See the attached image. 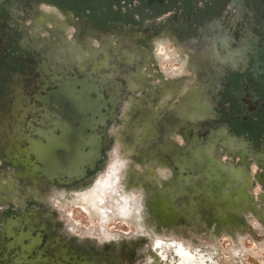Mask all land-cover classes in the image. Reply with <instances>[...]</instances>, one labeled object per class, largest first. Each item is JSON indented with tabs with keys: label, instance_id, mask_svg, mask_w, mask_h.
<instances>
[{
	"label": "flooded vegetation",
	"instance_id": "flooded-vegetation-1",
	"mask_svg": "<svg viewBox=\"0 0 264 264\" xmlns=\"http://www.w3.org/2000/svg\"><path fill=\"white\" fill-rule=\"evenodd\" d=\"M263 3L0 0V264H135L147 228L157 233L141 264H180L178 250L186 253L182 245H172L165 254L154 241H186L189 234L190 240L199 235L210 245L211 230L216 235L236 230L239 239L248 233V204L240 202L241 216L226 222L217 215V201L201 200L197 192L210 187L215 195L229 191L232 198L239 190L256 196L264 214V125L254 119L264 114V88L246 76L241 85L228 81L231 71L247 65L245 43L260 38L255 29L234 30L232 21L236 15L249 25L258 22ZM255 51L253 72L259 74L264 60L257 46ZM57 83L92 92L83 98L100 108L94 112L98 126L59 127L57 117L45 126L36 124L44 114L37 110L38 99L44 100L45 88L52 91ZM201 117L205 122L200 123ZM32 131L39 136L26 140ZM63 132L69 142H47L64 137ZM235 142L250 154L244 165L224 149ZM191 146L195 155L211 147L213 158H189L185 150ZM55 148L72 155L66 176L45 170L41 156ZM116 161V195L142 194V217L132 222L145 231L93 238L84 225L78 228L71 221L65 208L76 200L82 203ZM217 166L224 169L221 180L203 175L202 169ZM234 170H242L237 190ZM246 172L253 176L252 184ZM180 176L188 178L184 187ZM159 195H166L162 208ZM198 208L203 215L193 217ZM204 251L200 264H216L213 252Z\"/></svg>",
	"mask_w": 264,
	"mask_h": 264
},
{
	"label": "rangeland",
	"instance_id": "rangeland-1",
	"mask_svg": "<svg viewBox=\"0 0 264 264\" xmlns=\"http://www.w3.org/2000/svg\"><path fill=\"white\" fill-rule=\"evenodd\" d=\"M71 88L75 93L76 92L75 88L73 87ZM119 163H120L119 161H116V164H114V166L110 169L108 174L103 176L102 177L103 179L100 178L99 181L100 180L104 181V179L106 180L107 177L109 178L111 176L116 179V176L120 174V170L118 168L119 167L118 165H120ZM223 170L224 169H222L220 166H217L216 169H213V168L208 169V170L202 169V173L203 175H206L207 177H211L212 175H215L218 177V179H220ZM180 179L184 180L185 185L182 183V186L183 187L186 186L188 178L187 177L183 178V176H180ZM118 181L119 179H116L115 180L116 183L114 184V189L116 190V192H118L119 190L118 185H117ZM98 182L96 183L95 187L89 192V194L83 198L82 203H79V201L76 200L72 205H67V207L65 208V211H66V214H69L71 221H73L77 225L78 228L84 225L88 229L87 234L89 236L93 238H99L102 240L103 239L110 240L113 237H115L117 233H121V232L123 233L124 232L125 233L135 232V234L144 233L145 230L143 227L136 225L132 222L133 220H138L140 219V217H142V210H143L142 194L140 192H137V193L134 192L129 195H119V196L115 195L116 196L115 198L120 199L119 200L120 203L127 201L128 203L127 208H126L127 214H123V213H120L114 210L113 211L114 213L107 216L106 214H104V211L100 207H98L97 204H95L94 202L92 203V201H94L95 198L97 199V196L95 195L93 196V192L95 188L99 186ZM183 187L180 189H183ZM259 188H258V191L261 190V188L260 190ZM202 189L197 192V195L201 197V200L207 199L208 202H210L212 199H214L215 201H217V206L220 207V208L218 207L220 211L217 214L218 217H221V219L224 221L229 220V219H235L237 217V214L235 212L236 206L234 205L232 198L229 197L231 192L228 191V193H220V194L218 193L215 195L212 192V188L210 187H207V188L204 187ZM218 189L219 191L222 190L221 188H218ZM139 194L141 196H139ZM165 198H166V195H159V199H160L159 207L160 208H162V206L165 204L164 203ZM109 211H110L109 209L108 210L106 209V212H109ZM202 211H203L202 209L200 210V208H198V212L193 213L191 215L193 217L200 218L203 215ZM252 220L254 221L255 219H252ZM252 220L247 218L246 228L248 229H244V230L245 231L249 230V231H246L249 234L245 233L246 237L245 235H243L244 237L241 236L240 239H239V234H237L236 230L235 231L233 230L234 231L233 234L220 232V234H217V235L213 230H211L213 233V236L211 240H209L211 241L210 245H208L207 241L199 239L198 238L199 235L195 236L194 239L190 240L191 238L189 237V234L186 235L187 237L185 239L186 241H178L177 239L172 241L171 238H167V240L164 241V239L157 238L154 241V243H156V248L159 247L160 250L164 252L165 254L168 253V251L172 250L171 249L172 245L180 244L186 249V253H188L196 262V263L192 262L190 257L181 248L178 250L179 258L181 259L180 264H200L201 259L203 257V255L200 253L205 252L204 250H207L208 252L209 251L213 252V254L215 255L214 257H215L216 264H264V245H263L264 244V226L261 223H258L257 221L253 222ZM63 221L68 222V219L64 217ZM117 221H119V223H117ZM255 223H257L258 226L261 227L260 229L262 230L260 229L255 230L253 226ZM115 224H117V226H115ZM139 224L147 228L143 223L139 222ZM189 228L190 227H187L186 231L190 230ZM196 229L199 230L200 232L203 230L200 226L198 227V225ZM251 229H253L254 231L251 232L252 231ZM154 233H157V232L156 231L153 232L150 228L146 229V233L144 234V237H146L147 240L145 242H142V244L139 245V247L137 248L138 258L135 264L142 263L143 258H144L143 253L146 252L149 245L152 243L154 239V235H155ZM199 234H200V238L201 237L202 239L206 238L205 233L201 232ZM135 237L137 239L143 238L142 235H135ZM211 244H214L216 248L214 246H211ZM204 245L205 246L208 245V246L205 247ZM175 254L177 253L175 252Z\"/></svg>",
	"mask_w": 264,
	"mask_h": 264
},
{
	"label": "water",
	"instance_id": "water-1",
	"mask_svg": "<svg viewBox=\"0 0 264 264\" xmlns=\"http://www.w3.org/2000/svg\"><path fill=\"white\" fill-rule=\"evenodd\" d=\"M127 3H132L133 1H140L142 3H145L147 5L151 4H162L163 0H124ZM258 22H253L252 24L243 23L242 20L238 19L235 15V18L232 21V26L234 30H242L245 32H250L253 29L257 31V33L260 35V38L255 41L254 43L247 42L245 43V47H247L250 51V54L248 58L246 59V64L242 70L239 68H235L233 71L230 72V75L228 77V81L232 84L241 85V78L244 76L250 78V80L255 83L262 85L264 88V71L259 74H254L253 72V64L257 62L258 60V54L255 51V47L257 46L259 48V55L262 60H264V3L262 5L261 9V17L257 20ZM263 70H264V63L262 64ZM75 85V86H73ZM75 88L76 92L72 90V88ZM44 90V89H43ZM46 96L44 100H39V103L41 104V107H37V110L44 111V114L40 115L41 120L35 121L38 126H45L47 125L52 118H59V127L61 124H65L67 126H76V124H80L81 126L90 125V126H98V121L96 120V111H98L100 108L96 105L95 101L87 100L86 98H83V95H89L92 94L88 88H84V86H81L80 89L77 88L76 84L71 83H57L55 85V89L52 91H47V87L43 91ZM40 94V92L38 93ZM75 94V95H74ZM82 95V96H81ZM36 103V101H35ZM92 113V116H89V114ZM255 120H259L264 125V114L262 117L256 116L254 117ZM200 123L205 122V118H200ZM28 127L32 128L34 126H31L28 123ZM25 131V129L23 130ZM65 135L64 137L56 138L53 140L47 139V142L51 141L54 142L57 146L59 143H66L69 142L70 136H66L67 134L63 132ZM34 136H39V134L36 131H32L29 135L25 136V139H29ZM68 137V138H67ZM30 140V139H29ZM33 142L35 140L31 139ZM79 140V139H78ZM80 141V140H79ZM62 147V146H60ZM57 150V148H55ZM229 152V156L233 159L240 158L241 159V165H244L247 163V159L249 158L250 154H248L247 150L244 149L242 144H239L238 142L233 143L228 149L225 148ZM194 149L191 147H188L187 150H185V154L188 155L189 158L195 156V157H201V158H213L212 156V149L211 147H203L199 150H196V155L194 154ZM48 152V153H47ZM45 155H42L45 162L46 171H52L55 174H62L66 176L68 174V162L70 157L72 155H68L67 152L63 150L62 151H47ZM237 153V154H236ZM35 157H39L35 152L31 153ZM211 166V163L209 164ZM262 166L261 164H259ZM238 173V174H237ZM234 176L232 179L233 182V189L237 190L241 187L242 179L239 178V176L242 175V170H234ZM238 175V176H237ZM249 180L251 181L250 184H252L253 176L248 175ZM261 185L264 187V181L261 182ZM239 191V190H238ZM234 193L232 200L234 205L236 206L235 212L237 216H241L242 214V208L240 202H245L250 206V210L248 208V211L245 214V218H249L250 220L255 219L254 221H257L258 223H261L264 225V214L259 208L257 207L255 203L256 196L253 195H247L244 193L239 192ZM248 216V217H247ZM253 221V220H252ZM248 229V228H247ZM253 232L254 230L251 229ZM249 231V230H247Z\"/></svg>",
	"mask_w": 264,
	"mask_h": 264
},
{
	"label": "bare ground",
	"instance_id": "bare-ground-1",
	"mask_svg": "<svg viewBox=\"0 0 264 264\" xmlns=\"http://www.w3.org/2000/svg\"><path fill=\"white\" fill-rule=\"evenodd\" d=\"M42 16H44V15H42ZM37 19V18H36ZM45 19V18H44ZM41 20V19H40ZM48 20V19H47ZM59 26V25H58ZM56 31V30H55ZM64 34V33H63ZM66 39V38H65ZM82 41V40H81ZM115 41V40H114ZM117 41V40H116ZM112 42H113V40H112ZM138 45V44H137ZM113 46V45H112ZM137 47H139V46H137ZM182 49V48H181ZM119 50V49H118ZM129 50V49H128ZM132 50V49H131ZM159 52V51H158ZM121 53V52H120ZM117 54V53H116ZM151 55V54H150ZM165 55V54H164ZM114 56H116V55H114ZM142 56V55H141ZM161 57V56H160ZM142 58V57H141ZM135 60V59H134ZM145 60V59H144ZM197 62V61H196ZM99 63V62H98ZM134 64H135V62H134ZM142 64V63H141ZM140 64V65H141ZM93 65V64H92ZM166 66V65H165ZM123 67V66H122ZM134 67V66H133ZM176 67V66H175ZM137 68V67H136ZM125 69V68H124ZM114 70V69H113ZM117 71V70H116ZM142 71V70H141ZM115 73V72H114ZM123 74V73H122ZM125 74V73H124ZM129 74V73H128ZM141 74V73H140ZM199 81V80H198ZM77 82V81H76ZM132 84V83H131ZM183 84V83H182ZM131 87H133L132 85H131ZM191 88V87H190ZM179 90V89H178ZM171 92V91H170ZM183 92V91H182ZM188 92V91H187ZM196 92V91H195ZM190 93V92H189ZM186 95V94H185ZM187 97V96H186ZM26 98V97H25ZM193 99V98H192ZM32 100V99H31ZM199 101V100H198ZM18 102V101H17ZM193 102H195V101H193ZM31 104V103H30ZM40 104V103H39ZM195 108H196V106H194ZM197 107H199V106H197ZM161 109V108H160ZM31 110V109H30ZM150 110V109H149ZM164 110V109H163ZM154 111V110H153ZM166 111V110H165ZM173 111V110H172ZM175 111V110H174ZM196 111V110H195ZM174 113V112H173ZM176 113V112H175ZM178 113V112H177ZM176 113V114H177ZM201 113V112H200ZM200 115V114H199ZM157 116V115H156ZM194 117H195V115H194ZM174 118V117H173ZM31 119V118H30ZM139 119V118H138ZM149 120V119H148ZM101 122V121H100ZM156 122V121H155ZM149 123V122H148ZM169 123V122H168ZM155 124V123H154ZM163 124V123H162ZM214 124V123H213ZM101 125V124H100ZM158 125H159V123H158ZM177 125V124H176ZM156 128V127H155ZM161 128V127H160ZM170 128V127H169ZM185 129V128H184ZM173 130V129H172ZM150 131V130H149ZM94 132V131H93ZM165 132V131H164ZM173 133V132H172ZM182 133V132H181ZM163 134V133H162ZM169 138V137H168ZM45 139V138H44ZM50 139V138H49ZM158 140V139H157ZM155 141V140H154ZM152 144V143H151ZM154 147V146H153ZM225 149V148H224ZM158 150V149H157ZM156 150V151H157ZM160 150V149H159ZM158 150V151H159ZM163 149H161V151H162ZM161 151H159V152H161ZM213 151V150H212ZM27 153V152H26ZM127 154V153H126ZM167 154V153H166ZM156 155V154H155ZM166 157V156H165ZM153 158V157H152ZM163 160V159H162ZM218 161V160H217ZM159 162V161H158ZM162 162V161H161ZM118 163V162H117ZM38 164V163H37ZM71 164V163H70ZM159 164H161V163H159ZM232 164V163H231ZM114 166V165H113ZM112 166V167H113ZM228 166V165H227ZM118 167V166H117ZM257 168H258V166H257ZM172 169V168H171ZM248 169V168H247ZM246 168H245V170H247ZM152 171V170H151ZM233 171V170H232ZM256 171V170H255ZM72 172V171H71ZM194 173V172H193ZM193 173H192V175H193ZM245 173V172H244ZM247 173V172H246ZM118 174V173H117ZM116 174V175H117ZM176 174V173H175ZM119 175L120 174H118L117 176H116V179H119L118 177H119ZM247 175H248V173H247ZM261 178V177H260ZM103 179V178H102ZM114 177H107L106 178V180L104 179V181L103 180H100L99 182H98V187H96L95 188V190H94V192H93V196L95 195V196H97V199L95 198V200L94 201H92V203L94 202L95 204H97L98 205V207H100L103 211H104V214H106L107 216H109L110 214H112V213H114L113 211L115 210V211H117V212H120V213H123V214H127V212H126V208H127V205H128V203H127V201H125V202H121L120 203V199H117V198H115V195L117 194V192H116V190L114 189V184L116 183L115 182V180H116ZM206 180V179H205ZM178 181V180H177ZM248 183V182H247ZM192 185V184H191ZM193 186V185H192ZM259 188V187H258ZM167 190H168V188H167ZM189 190V189H188ZM195 190V189H194ZM203 190V189H202ZM259 190H260V188H259ZM179 191V190H178ZM204 192V191H203ZM227 192V191H226ZM248 192V191H247ZM164 193V192H163ZM255 193H257V192H255ZM215 194V193H214ZM230 194H232V193H230ZM258 194V193H257ZM181 195V194H180ZM184 195V194H183ZM139 196H141L140 194H139ZM189 196V195H188ZM205 196H206V194H205ZM225 196V195H224ZM229 197H231L230 195H229ZM214 198V197H213ZM221 198V197H220ZM227 198V197H226ZM174 199V198H173ZM176 199V198H175ZM215 199H217V198H215ZM263 199V198H262ZM91 200V199H90ZM214 200V199H213ZM223 202V201H222ZM222 202H221V204H222ZM227 202V201H226ZM91 203V202H90ZM132 204V203H131ZM191 204V203H190ZM93 206V205H92ZM193 206V205H192ZM220 208V207H219ZM106 209L108 210H110L109 212H106ZM223 209V208H222ZM100 211V210H99ZM108 213V214H107ZM229 214V213H228ZM227 214V215H228ZM115 215V214H114ZM115 217V216H114ZM124 218V217H123ZM221 218V217H220ZM230 218V217H229ZM78 220V219H77ZM230 220V219H229ZM226 221V220H225ZM231 221V220H230ZM227 222V221H226ZM117 223H119V221H117ZM115 226H117V224H115ZM254 228H255V230H259L261 227L260 226H258V224L257 223H255L254 225ZM244 237V236H243ZM245 237H246V235H245ZM242 241V240H241ZM250 243V242H249Z\"/></svg>",
	"mask_w": 264,
	"mask_h": 264
},
{
	"label": "crops",
	"instance_id": "crops-1",
	"mask_svg": "<svg viewBox=\"0 0 264 264\" xmlns=\"http://www.w3.org/2000/svg\"><path fill=\"white\" fill-rule=\"evenodd\" d=\"M168 47H169L170 50L172 49V45L171 44H169ZM183 67H184L185 71L187 70L186 71V75H189L190 74V71H188V69H186V64ZM257 192H258V190H257Z\"/></svg>",
	"mask_w": 264,
	"mask_h": 264
}]
</instances>
